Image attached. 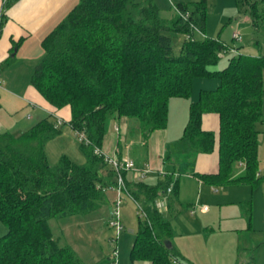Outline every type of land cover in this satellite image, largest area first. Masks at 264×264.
<instances>
[{
	"label": "trees",
	"instance_id": "trees-1",
	"mask_svg": "<svg viewBox=\"0 0 264 264\" xmlns=\"http://www.w3.org/2000/svg\"><path fill=\"white\" fill-rule=\"evenodd\" d=\"M14 1H5L2 27ZM238 1L249 7L253 27L264 30V0ZM207 4L208 0L178 3L176 16L168 18L154 0H80L46 37L44 57L31 85L55 112L70 108L71 119L64 125L83 132L91 145L80 142L85 165L64 156L52 166L46 146L63 127L56 128L57 113L23 133L0 129V222L8 230L0 238V264H85L71 246L61 244L51 220L94 213L114 197L115 203L118 173L95 153L96 148L104 152L112 122L136 121L147 141L165 128L170 100L190 97L198 79L218 81L217 88L202 90L198 102L191 105L184 134L197 153L218 150L219 172L200 175L201 180L212 186L258 183L264 56L230 50L220 39L197 40V32L206 35ZM179 35L185 39L176 51L174 38ZM229 50L236 52L228 65L215 69ZM211 113L220 117L218 133L202 127L204 116ZM240 163L245 173L234 178V166ZM175 175L159 179L152 187L122 173V191L146 215H139L132 261L181 264L172 224L179 200ZM162 200L167 202L166 211L158 208Z\"/></svg>",
	"mask_w": 264,
	"mask_h": 264
},
{
	"label": "rangeland",
	"instance_id": "rangeland-1",
	"mask_svg": "<svg viewBox=\"0 0 264 264\" xmlns=\"http://www.w3.org/2000/svg\"><path fill=\"white\" fill-rule=\"evenodd\" d=\"M136 1L142 3L144 0ZM154 1L166 17L173 18L176 16L175 5L178 3H196L201 0ZM207 7L206 35L197 32L195 34L197 40H203L206 37L220 39L230 47V50L240 48L243 54L264 56V30H256L253 27L251 12L246 3L238 0H208ZM234 33H240L243 40L241 42L233 40ZM184 39L182 35L175 36L176 51L180 49ZM230 50L223 54L222 61L215 69L221 70L228 65L229 59L234 55ZM16 69L9 67L2 74V80L6 85L9 82L17 83L15 89L9 87L8 93H2L0 125L1 131L19 134L31 130L42 118L37 110H33L25 102L24 92L18 86L24 82L21 76L23 74ZM9 70H11L9 73L13 74L8 73L6 78L5 74ZM33 75L27 78V83L32 82ZM197 82V84L208 87L217 88L218 86V81L211 79H199ZM189 101L192 102L190 99ZM29 114L34 116L33 119H27ZM42 115L45 114L42 113ZM129 121V133L123 137V142L131 145L132 153L143 154L145 149H143L139 125L136 121ZM262 128L263 125L260 126V129ZM262 143H264V128L259 145ZM46 153L49 163L50 160L56 161L52 166L57 165L64 156L78 165H85L87 162L81 143L68 124L63 125L61 132L47 144ZM76 161H82L83 164ZM181 173L182 206L180 214L173 220L177 234L175 242L183 254L181 264H236L238 256L236 238L219 229L220 208L214 195L217 194V189L222 188L216 186L218 188L210 189L211 194L207 195L205 200L204 191L202 193L200 186L188 175V168L185 165L182 166ZM134 179L138 180L135 176ZM143 181L152 185L150 177ZM206 187L210 188L207 185ZM110 195L111 198L114 197L113 192ZM114 199L108 206L94 213L51 220L55 236L61 244L71 246L85 264H112L114 261L112 254L116 244L111 241L116 238V230L109 225L114 219L112 215ZM120 214L124 231L119 238V264H151L147 261H132L131 259V248L137 236L140 221L138 206L128 196L123 198ZM7 232V228L0 222V238ZM259 264H262V261Z\"/></svg>",
	"mask_w": 264,
	"mask_h": 264
},
{
	"label": "crops",
	"instance_id": "crops-1",
	"mask_svg": "<svg viewBox=\"0 0 264 264\" xmlns=\"http://www.w3.org/2000/svg\"><path fill=\"white\" fill-rule=\"evenodd\" d=\"M79 2L80 0H16L10 4L6 12V22L0 33V77H3V71L9 67L17 68L18 72L21 71L24 82L18 86L24 92L25 102L30 108L37 110L42 119L46 117V114H52L55 110L32 87L31 83H27V78L34 74L36 66L44 57L43 43L46 37L58 27ZM4 4L5 0H0V23ZM11 59L13 60L11 64L4 67V64ZM10 71L5 76L12 75ZM197 81L199 79L194 81L190 97H177L170 100L165 128L154 132L147 141L142 137V145L145 149L143 154L132 153L131 145L123 142V137L128 135L130 128V121L127 118L112 122L102 147L111 158L131 160L138 168L150 170L147 177L152 179V185H150L152 187L157 185L159 179L176 174L175 177L179 180V200L175 210L178 212L177 216L182 206L180 193L183 165L188 168V175L200 186V191L202 193L204 191L205 200L206 196L211 194L210 189L218 188L205 183L200 178V175H214L219 172L218 150L211 154L197 153L184 138L185 129L190 120L191 105L198 102L202 90L215 89V87L197 84ZM16 83L9 82L8 85L4 83L3 89L0 90V102L2 93H8L9 87L15 89ZM42 113L45 115L43 116ZM55 113L57 115L54 116L64 122L71 119L70 108ZM33 117L29 114L27 119H33ZM262 125L264 128V124ZM202 127L205 131L218 133L219 115L215 113L205 115ZM262 129H260L261 134ZM259 160L260 180L258 183L255 185L247 183L221 185L222 187H219L222 189H217V194L214 195L220 208V231L236 238L238 252L236 264H259L260 261L264 264V143L259 145ZM55 162V160H50L51 165ZM76 162L83 164L82 161ZM244 173L243 164L234 166V178L241 177ZM134 176L137 178L133 172H127L128 179L133 180ZM190 208L193 209L192 206ZM249 209L250 214L248 215ZM176 238L177 234L175 240ZM175 247L183 259V254L176 242Z\"/></svg>",
	"mask_w": 264,
	"mask_h": 264
},
{
	"label": "built area",
	"instance_id": "built-area-1",
	"mask_svg": "<svg viewBox=\"0 0 264 264\" xmlns=\"http://www.w3.org/2000/svg\"><path fill=\"white\" fill-rule=\"evenodd\" d=\"M6 1V0H5ZM2 31V24L0 23V33ZM233 39L237 42H241L242 36L240 33H234L233 34ZM233 52H236L235 50H232ZM4 87V81L2 80V78L0 77V90H2ZM64 125V121L60 118H57V125L56 128H59L61 126ZM75 137L77 138V140H79V142L81 143H85L86 145H91L90 140L86 137V135L83 132H79L76 131L74 132ZM95 153L100 155V156H104L106 158V161L116 170V172L118 173V180H119V191H118V195H117V199L114 203V207H113V217L114 219L110 221V226L113 227L116 230V238L113 239L111 242L116 244L115 250L113 251V264H119V250H118V244H119V238L122 234V232L124 231V226L121 222V214H120V207L123 203V198L124 196H128L130 199H132L136 205L138 206V211H139V215L141 217H146L142 207L131 197V195H128L127 193H124L122 191V188H125V182L122 176L123 172H133L134 174H136L138 180H144L148 174L150 173V170L148 169H140L136 166V164L131 161V160H117L114 158L109 157L105 152H103L101 149L96 148L95 149ZM173 191V186H171L168 189V193H172ZM158 208L162 211H166L167 210V202L166 200H162L159 201L157 203ZM176 264H178L176 262Z\"/></svg>",
	"mask_w": 264,
	"mask_h": 264
}]
</instances>
